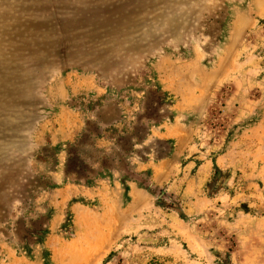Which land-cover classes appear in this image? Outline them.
I'll return each mask as SVG.
<instances>
[{"label":"rangeland","instance_id":"obj_1","mask_svg":"<svg viewBox=\"0 0 264 264\" xmlns=\"http://www.w3.org/2000/svg\"><path fill=\"white\" fill-rule=\"evenodd\" d=\"M0 264H264V0H0Z\"/></svg>","mask_w":264,"mask_h":264},{"label":"trees","instance_id":"obj_2","mask_svg":"<svg viewBox=\"0 0 264 264\" xmlns=\"http://www.w3.org/2000/svg\"><path fill=\"white\" fill-rule=\"evenodd\" d=\"M81 143V142H80ZM78 145L72 146L68 148L66 153V161H65V172L67 174H72L74 176H77L79 172V166H77L79 163L77 160H75V154L74 149H76Z\"/></svg>","mask_w":264,"mask_h":264}]
</instances>
